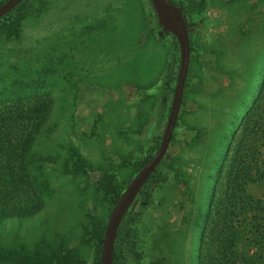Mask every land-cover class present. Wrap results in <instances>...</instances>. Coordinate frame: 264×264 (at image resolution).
Wrapping results in <instances>:
<instances>
[{
    "label": "rangeland",
    "instance_id": "rangeland-1",
    "mask_svg": "<svg viewBox=\"0 0 264 264\" xmlns=\"http://www.w3.org/2000/svg\"><path fill=\"white\" fill-rule=\"evenodd\" d=\"M175 1L191 47L181 109L120 227L114 264H200L206 213L264 81V0ZM178 66L176 39L151 23L144 0H24L0 20V88L31 89L48 111L31 146L34 211L0 218L2 249L98 264L94 230L117 200L111 189L156 150ZM74 151L82 161L65 169ZM261 158L264 167V148ZM248 193L263 198L264 181Z\"/></svg>",
    "mask_w": 264,
    "mask_h": 264
},
{
    "label": "trees",
    "instance_id": "trees-1",
    "mask_svg": "<svg viewBox=\"0 0 264 264\" xmlns=\"http://www.w3.org/2000/svg\"><path fill=\"white\" fill-rule=\"evenodd\" d=\"M144 1L151 23L162 29L150 1ZM170 1L183 6L175 0ZM9 28L10 32L14 31L16 24H10ZM31 82L34 84V81ZM26 85L31 88L30 82ZM30 91L16 89L15 82L0 88V218L10 216L21 219L34 211V175L29 171L34 156L31 146L42 122L44 124L47 120L48 111L40 107L42 100L34 101V93ZM262 148L264 81L236 136L225 188L219 185L212 208L206 213L210 230L208 242H203L205 252L200 264H264V194L263 198L255 199L248 193L249 186L264 181V167L259 165ZM71 160L82 161L74 151L69 159H65V169ZM111 190L116 199L122 192L117 188ZM103 231L104 228L99 225L94 230V238L99 244ZM13 255L0 247V264H53L52 258L37 252H25L17 259ZM64 264L83 263L81 260L65 259Z\"/></svg>",
    "mask_w": 264,
    "mask_h": 264
},
{
    "label": "water",
    "instance_id": "water-1",
    "mask_svg": "<svg viewBox=\"0 0 264 264\" xmlns=\"http://www.w3.org/2000/svg\"><path fill=\"white\" fill-rule=\"evenodd\" d=\"M24 0H5L0 4V20ZM160 27L172 35L179 48V66L165 127L153 154L137 171L114 203L101 239L98 264H113L118 232L134 201L166 156L181 109L190 63V38L183 8L170 0H149Z\"/></svg>",
    "mask_w": 264,
    "mask_h": 264
}]
</instances>
